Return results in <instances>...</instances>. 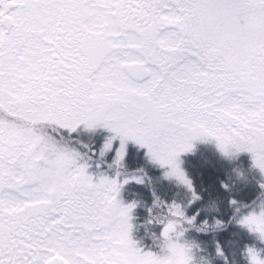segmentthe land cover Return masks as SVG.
<instances>
[{
  "label": "rangeland",
  "instance_id": "obj_1",
  "mask_svg": "<svg viewBox=\"0 0 264 264\" xmlns=\"http://www.w3.org/2000/svg\"><path fill=\"white\" fill-rule=\"evenodd\" d=\"M247 2L259 10L264 0ZM50 4L53 15L51 18L57 19V0ZM189 8L190 1L179 0L175 17L180 26L184 27V32H168L158 36L167 47L178 42V49L151 51V55L148 53L147 61L151 71L149 79L141 84L133 82L121 69L124 62L138 60L134 54H125L123 57L111 54L107 63L95 73H84L80 92L82 97L76 101V105L66 103L65 106H59L58 98L51 97V103H55L51 108L54 107L58 111L48 117L51 120L62 118V124L72 127L85 120H92L93 123L100 121L102 127L120 136L121 144L124 141L134 142L137 146L146 148L150 155L167 168L168 175L173 177L183 178L180 163L185 154L194 148L193 141L199 139L194 137L195 131L201 136L216 138L218 143L224 141L223 147L230 145L239 148L249 144L252 161L264 172V76L254 85L251 81L238 84L225 75L228 83L222 82V87L214 91L213 87L217 86L214 78L220 73L225 74L226 71L218 72L202 63L197 55L200 54V48L196 41L189 47L194 39L189 34L191 29L185 26L187 18L192 17ZM158 11L161 13L160 9ZM254 12L241 6V10L235 11V14L238 19L241 17L240 22L250 20L245 24L251 33L260 34L259 13L256 15L257 21L252 20L249 15ZM18 14L19 11L14 13V16L20 18ZM161 15L167 17L165 14ZM232 22L235 30L241 36L245 35L246 32L236 28V21ZM51 27L48 35L52 36L55 44L52 47V56L61 59L58 45L66 40L59 39L57 32L53 33V28L57 27ZM16 33L18 41L15 43L16 53L13 58L27 60L26 49L22 48L21 44L26 42L28 32L17 28ZM36 52L37 49H31V53ZM6 53L7 50L4 49V55ZM31 60L35 65L40 61L38 58ZM53 63L51 59L52 66ZM27 71L29 72V69L21 61L17 63L16 69L12 67L9 80L14 81L18 88L12 100L2 99L4 105L13 103L15 112L24 116H27L29 99L21 86L22 79L28 76ZM247 85L249 89H246ZM217 94L219 97H216ZM21 138H15L17 140L12 143L16 153L22 156L34 148L38 150L34 152L35 158H38L41 151L28 140L32 137ZM63 146L66 149L57 145L54 154H66L68 149ZM122 154L123 146H117L116 156L120 158ZM81 164L84 165L82 162ZM83 170L79 164L69 170L64 179L63 176L60 177L61 182L55 179L56 175H51L49 181L44 180L36 184L33 191L24 188L25 192L22 188L25 194H31L33 197V200H29L31 212L37 213L51 208L53 213L46 214V222L51 227L55 226L53 230L58 228L56 224L59 220L62 222L65 230H58L61 235L52 233L51 242L57 243L55 248L66 247V256L71 264H181L179 249L173 244L159 259L151 253L132 250L126 216L131 205L125 206L121 205L122 201L118 202L120 183L116 178H101L96 183L87 179L83 183L80 177L74 178L78 175L76 172ZM53 180L58 182L54 184ZM246 224L259 229L264 237L263 217L250 216ZM175 232L177 231L168 235L165 240L169 242ZM59 239L64 240L65 244L56 242ZM55 248L53 250H56ZM253 261V264H262L257 257Z\"/></svg>",
  "mask_w": 264,
  "mask_h": 264
},
{
  "label": "trees",
  "instance_id": "obj_2",
  "mask_svg": "<svg viewBox=\"0 0 264 264\" xmlns=\"http://www.w3.org/2000/svg\"><path fill=\"white\" fill-rule=\"evenodd\" d=\"M193 1L189 8L195 20L192 44H199V60L218 72L226 71L214 78V91L222 82L228 83L225 75L238 84L251 81L255 85L264 76V3L258 10L247 0ZM241 6L258 10L249 15L257 21L259 13L260 34L246 28L245 22L250 20L239 21L235 11ZM232 21L245 35L235 30ZM76 124L49 121L19 129L18 135L61 140L67 153L51 165L68 172L80 164L84 170L74 178L80 177L83 183L87 179L93 183L101 178L118 180V198L122 199L118 202L131 205L126 216L132 250L159 259L173 244L179 249L181 264H253L256 257L264 264V237L259 229L246 224L250 216L264 218V172L252 161L249 144L223 147L224 141L218 143L195 131L194 137L199 139L181 160L180 178L168 175L167 168L146 148L134 142L121 144L120 136L106 130L100 121ZM120 145L123 154L118 158ZM165 225L177 231L169 242L161 237Z\"/></svg>",
  "mask_w": 264,
  "mask_h": 264
},
{
  "label": "flooded vegetation",
  "instance_id": "obj_3",
  "mask_svg": "<svg viewBox=\"0 0 264 264\" xmlns=\"http://www.w3.org/2000/svg\"><path fill=\"white\" fill-rule=\"evenodd\" d=\"M52 1L8 0L0 4V264H50L57 260L71 264L66 256V247L55 248L57 243L51 242L52 233L61 235L58 230H65L62 222L59 220L58 228L53 230L55 226L51 227L46 222V214L53 213L51 208L31 212L29 200L33 197L22 191V188L25 192L27 188L33 191L36 184L49 181L51 175L62 177L67 174L53 170L55 168L51 165L57 157L64 158L54 154L57 145L61 148V140L28 139L35 148H39L41 155L35 158L34 152L38 150L31 148L19 156L12 143L17 140L15 138L31 135L19 138L18 130L36 128L49 121H58L65 126L62 118L51 120L48 117L58 111L51 108L53 102L50 98L57 97L59 106L66 103L76 105L82 97L84 73H95L107 63L111 54L123 57L131 53L137 56L138 60L124 62L121 69L131 81L141 84L146 80L131 79L127 66L142 64L150 68L148 53L178 49V42L167 47L158 36L184 32V27L176 19L179 0H57L58 18L54 20L51 18ZM188 1L195 4L193 0ZM158 9L167 17H162ZM18 11L20 18L14 16ZM189 14L192 17L187 18L185 26L191 29L189 34L193 38L195 20L191 10ZM51 25L57 27L53 28V33L57 32L59 39L66 40L58 45L61 59L52 56L55 44L52 36L48 35ZM17 28L28 32L26 42H21V47L26 49L27 60L13 58L18 41ZM4 49L7 50L5 55ZM31 49H37V52L33 54ZM31 58L40 61L35 65ZM20 61L29 69L21 86L29 99L27 116L16 113L13 103H2L3 98L12 100L15 97L18 86L9 80V72H12V67L16 69ZM19 117L25 120L24 124L19 122ZM46 144L47 147H42ZM56 242L65 244L60 239Z\"/></svg>",
  "mask_w": 264,
  "mask_h": 264
},
{
  "label": "water",
  "instance_id": "obj_4",
  "mask_svg": "<svg viewBox=\"0 0 264 264\" xmlns=\"http://www.w3.org/2000/svg\"><path fill=\"white\" fill-rule=\"evenodd\" d=\"M8 0H0V4ZM128 72L130 74V77L137 80V81H143L148 79L150 76V72L148 69L144 68L142 64H132L127 66ZM56 82V81H54ZM175 231L174 226H165L162 228L161 236L167 237L168 235L172 234ZM62 261H51L50 264H62Z\"/></svg>",
  "mask_w": 264,
  "mask_h": 264
}]
</instances>
